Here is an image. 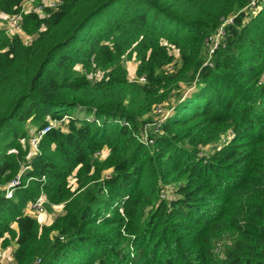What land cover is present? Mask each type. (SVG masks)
Returning a JSON list of instances; mask_svg holds the SVG:
<instances>
[{
	"label": "trees",
	"instance_id": "1",
	"mask_svg": "<svg viewBox=\"0 0 264 264\" xmlns=\"http://www.w3.org/2000/svg\"><path fill=\"white\" fill-rule=\"evenodd\" d=\"M252 1L56 0L0 27L12 264H264V0ZM62 118L31 154L26 123ZM40 193L59 211L50 224L28 211Z\"/></svg>",
	"mask_w": 264,
	"mask_h": 264
},
{
	"label": "built area",
	"instance_id": "2",
	"mask_svg": "<svg viewBox=\"0 0 264 264\" xmlns=\"http://www.w3.org/2000/svg\"><path fill=\"white\" fill-rule=\"evenodd\" d=\"M255 1H252L251 5H254ZM58 2L56 0H40V2H37V0H26L22 8L19 12L13 13L7 17V23H6V32L9 34L11 30H19V22L22 18V14L29 11L34 10L41 12L42 8L44 6H49L51 8H54ZM232 17L226 18L223 20L221 26L217 29L216 33L213 36H210L207 41V53L210 55L213 50L218 46L223 34L224 29L223 26L226 23H231ZM140 81H143V77L140 78ZM158 113H162V108L157 109ZM65 121V118L62 119H49L48 123L43 126L42 128L36 130L34 134L29 138V145H30V152L31 154L37 151L38 143L41 137L48 132L53 127H59L63 124ZM11 151L16 152L15 149H12ZM26 168V167H24ZM20 183V175H17L15 179H13L11 182L8 183L6 186V197H11L13 189L16 185ZM45 203L46 199L45 196L40 193L33 201L29 202L28 204V211L31 213H42L45 212Z\"/></svg>",
	"mask_w": 264,
	"mask_h": 264
},
{
	"label": "rangeland",
	"instance_id": "3",
	"mask_svg": "<svg viewBox=\"0 0 264 264\" xmlns=\"http://www.w3.org/2000/svg\"><path fill=\"white\" fill-rule=\"evenodd\" d=\"M6 23H7V17L6 16H2V14L0 13V27L1 26H6ZM126 67L129 70V78H132L133 77L132 73L134 71V61L132 60L131 62L126 64ZM263 79H264V76H263ZM172 99H171V101H173ZM74 112L77 113V115H82L81 111H74ZM26 128H27V130L29 132L28 140H27L28 141V146H29V138L34 134V132L36 131V129L38 127H37V125H35V124H33V123L28 121L26 123ZM106 153H107L106 151H102L101 152V157L102 158L105 157ZM170 195H171V192L168 194V197ZM52 210L53 211L51 213L49 212V210H47L46 212L36 213V214H33V215L36 216V218L39 220L40 223L44 224V223H47L46 221H44V218H45L44 216L50 217V218L53 219L55 217L57 211H58V209H53V208H52ZM13 250H14V244L13 243H12L11 246H9L7 248L0 247V264H12V262H13L12 251Z\"/></svg>",
	"mask_w": 264,
	"mask_h": 264
},
{
	"label": "crops",
	"instance_id": "4",
	"mask_svg": "<svg viewBox=\"0 0 264 264\" xmlns=\"http://www.w3.org/2000/svg\"><path fill=\"white\" fill-rule=\"evenodd\" d=\"M45 218H44V221H46L47 223H44V224H50L51 223V221H52V218H50V217H46V216H44Z\"/></svg>",
	"mask_w": 264,
	"mask_h": 264
}]
</instances>
